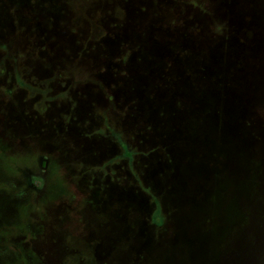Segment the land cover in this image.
<instances>
[{
  "label": "rangeland",
  "instance_id": "1",
  "mask_svg": "<svg viewBox=\"0 0 264 264\" xmlns=\"http://www.w3.org/2000/svg\"><path fill=\"white\" fill-rule=\"evenodd\" d=\"M0 264H264V0H0Z\"/></svg>",
  "mask_w": 264,
  "mask_h": 264
}]
</instances>
